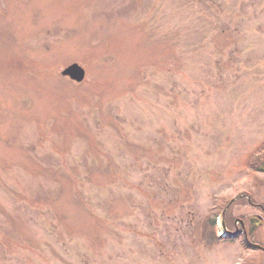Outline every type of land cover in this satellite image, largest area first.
I'll return each mask as SVG.
<instances>
[{"label":"rangeland","instance_id":"rangeland-1","mask_svg":"<svg viewBox=\"0 0 264 264\" xmlns=\"http://www.w3.org/2000/svg\"><path fill=\"white\" fill-rule=\"evenodd\" d=\"M262 157L264 0H0V264H264Z\"/></svg>","mask_w":264,"mask_h":264},{"label":"flooded vegetation","instance_id":"flooded-vegetation-1","mask_svg":"<svg viewBox=\"0 0 264 264\" xmlns=\"http://www.w3.org/2000/svg\"><path fill=\"white\" fill-rule=\"evenodd\" d=\"M256 171L264 172V157L260 158L258 161V169ZM237 197L239 198L234 201V205L238 203V207L241 208V204L239 202L243 197L246 199V202L250 208L254 211L249 212L248 214H240L239 217L234 220L237 232L232 236H236V240H244V242L248 243L250 246H253V244H260L264 246V240L261 239L264 238V234L256 233V230H258L261 226H264V218L262 217V214H264V199L258 200L257 195L253 194L252 192L239 193ZM256 249L264 252V249Z\"/></svg>","mask_w":264,"mask_h":264},{"label":"water","instance_id":"water-1","mask_svg":"<svg viewBox=\"0 0 264 264\" xmlns=\"http://www.w3.org/2000/svg\"><path fill=\"white\" fill-rule=\"evenodd\" d=\"M63 75L80 82L85 78V69L78 63H73L62 71Z\"/></svg>","mask_w":264,"mask_h":264},{"label":"trees","instance_id":"trees-1","mask_svg":"<svg viewBox=\"0 0 264 264\" xmlns=\"http://www.w3.org/2000/svg\"><path fill=\"white\" fill-rule=\"evenodd\" d=\"M255 165H256V168H257V164H255ZM255 165H254V167H255ZM256 168H255V169H256ZM251 169H253V168H251Z\"/></svg>","mask_w":264,"mask_h":264}]
</instances>
